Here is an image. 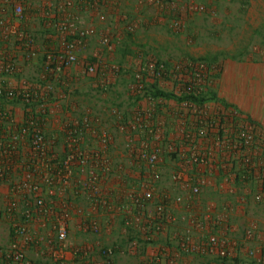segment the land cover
<instances>
[{
  "label": "crops",
  "instance_id": "1",
  "mask_svg": "<svg viewBox=\"0 0 264 264\" xmlns=\"http://www.w3.org/2000/svg\"><path fill=\"white\" fill-rule=\"evenodd\" d=\"M3 1L0 0V17L6 15L12 21L11 11L3 7ZM205 2L207 10L200 14H183V0H168L163 4L151 0H101L99 9L78 7L73 10L81 16L83 25L93 23L101 33L111 34L118 40L114 60L120 65V71L107 81L109 89L102 91L95 80L81 74V63H76L66 77L69 81L78 77L87 80L79 84L73 80L70 84L65 102L57 107L55 116L58 118L52 119L53 127L49 131L51 136L58 137L56 134H59L61 137L58 131H63L67 121H79L83 115H88L93 120L90 131L107 130L112 136L108 146L101 147V152L97 149V139L87 132L84 141L88 154L99 151L101 157L113 162L118 173L115 177H102L98 196L72 193L74 182L83 177L76 170L71 173L66 195L45 194L46 208L57 218L68 220V244L81 241L83 245H119L122 250L115 256L116 264L143 263L141 258L144 256L124 252L129 233L122 227V221L131 217L133 225L138 227L151 220L136 217L135 205L129 199L132 191H138L141 178L140 163L135 160L134 152L139 150L145 137L149 141L153 134L151 130L162 129L165 148L159 168L163 179L155 195L158 202H164L168 214L158 223L160 239L178 242L190 231L193 241L198 242L210 234H217L233 253L231 261L219 259L214 251L212 255L180 254L176 264H237L249 250H254L252 264H264V202L254 198L255 193L264 192V179L259 176L264 157L253 151L256 161L246 171L239 154L237 159H231L230 149L219 147L212 134L207 138L199 137L203 123L206 131H220L222 135L236 131L239 126L251 127L258 137L262 136V131L264 133V48H251L250 42L252 39L264 40V0ZM23 4L27 17L23 27L35 35L38 48L48 46L57 36V30L49 23H59L66 17L63 8H59V0H26ZM99 11L108 15L106 22L100 23L96 19ZM177 18L185 23L182 30L172 27V21ZM129 23L136 26L132 33L126 30ZM224 24L225 31L230 28L228 32L212 34L220 33L218 29ZM217 37H223L224 42H218ZM227 42H230L228 46L225 45ZM137 53L169 65L203 60L209 64L207 67L212 76L209 87L215 98L182 108L173 99L160 98L152 103L134 93L132 74ZM17 54L19 57L24 55L18 51ZM120 59L123 62L117 61ZM22 63L29 70L31 65L23 57ZM112 89L117 98L118 94L122 97L124 91L128 97L125 93V99L121 101L109 97ZM77 90L87 94L79 95ZM97 91L101 95L92 98ZM114 108L124 114L128 123L141 121L143 127L133 129L132 133L123 132L120 127L123 120L113 114ZM194 154L203 155V163L192 162ZM193 184L202 185L201 193L196 196L190 193ZM178 196L182 197L181 201L176 200ZM31 208L33 216L40 221L41 212ZM190 218L197 220L195 225L188 223ZM94 227L99 231L94 233ZM9 230L8 222L0 224V235L5 242ZM169 250H172L169 251L171 256H176L174 249ZM36 251L32 249L30 254L35 255Z\"/></svg>",
  "mask_w": 264,
  "mask_h": 264
},
{
  "label": "built area",
  "instance_id": "2",
  "mask_svg": "<svg viewBox=\"0 0 264 264\" xmlns=\"http://www.w3.org/2000/svg\"><path fill=\"white\" fill-rule=\"evenodd\" d=\"M19 1H3V7L11 11L10 18L14 22L6 15L0 17V224L8 222L10 226L7 242L0 235V264H116L115 256L122 250L119 245H83L81 241L68 244V220L57 218L46 208L45 194L66 195L65 188L71 173L76 170L83 177L74 182L72 193L98 196L102 177H115L118 173L113 162L99 154L101 147L105 148L111 142V134L107 130L90 131L93 120L88 115L79 118L80 122L67 121L63 131H58L61 137L59 134L53 137L48 131L49 121L58 118L55 116L57 107L62 101L65 102L67 90L72 84L66 75L76 63H81V74L95 80L98 88L102 91L109 89L110 83L107 81L120 71V65L114 60L118 40L113 39L111 34L101 33L93 23L83 25L81 16L73 11L78 7L99 9L101 0H59V8H63L66 17L59 23H49L57 30V36L48 46L38 48L35 35L23 27L27 19L23 4L26 0ZM152 1L159 4L168 2ZM181 9L183 14H200L206 12L207 6L205 0H183ZM107 18L108 15L100 11L96 17L100 23L106 22ZM184 24L181 18L172 21V27L177 30H182ZM135 28L131 23L126 26L130 33ZM93 39L97 49L92 56L83 57L88 43ZM17 51L24 53L21 56L35 68L36 76L24 73L22 57L18 56ZM136 60L132 90L152 103L160 99L154 97L156 89L177 96L195 95L210 85L212 76L203 61L169 65L155 57L147 58L138 53ZM190 105L192 103L188 99L180 102L182 108ZM113 114L123 120L120 125L123 132L132 133L131 130L143 127L141 121L128 123L119 109L114 108ZM205 127L203 123L199 137L207 138L212 134L219 147L230 149L231 159H237L239 154L246 171L256 161L253 160V151H258L264 157L263 132L258 137L251 127L239 126L236 131L222 135L220 131H206ZM151 131L153 134L149 141L145 137L139 150L134 152L135 160L140 163L141 178L138 191H132L129 198L135 205L136 217L151 220L147 225L136 227L131 217L123 219L122 227L129 233L124 252L144 256L141 264H176L180 254L215 253L219 259L231 261L233 253L217 234L206 237L204 244H200L203 241L194 242L190 231L178 242L160 239L158 223L168 214V210L164 202L157 201L155 191L163 179L159 163L165 143L162 129ZM87 132L97 139L99 151L92 154H88L85 148L84 135ZM202 156L194 154L191 160L201 164ZM259 176L264 179V163L259 169ZM201 186L190 185V193L193 196L200 194ZM254 198L264 202V192L255 193ZM176 200L181 201L182 197L178 196ZM31 207L41 212L40 221L33 216ZM196 221L194 218L188 219L190 225H195ZM98 231V227L93 228L94 233ZM171 248L176 256L170 255ZM32 249L37 250L35 255L30 254ZM253 257L254 250H249L245 258H238L240 261L237 264H252Z\"/></svg>",
  "mask_w": 264,
  "mask_h": 264
},
{
  "label": "rangeland",
  "instance_id": "3",
  "mask_svg": "<svg viewBox=\"0 0 264 264\" xmlns=\"http://www.w3.org/2000/svg\"><path fill=\"white\" fill-rule=\"evenodd\" d=\"M225 29H227L226 28V25L224 24V26L223 27H221L220 29H218V31H220V33H216V32H213L212 34L213 35H215V34H223V32H228V30L230 29V28H228V30L227 31H225ZM187 35V34H186ZM213 38H215V36L213 37ZM221 38H223V37H221ZM219 39V37H217V40H218V42H224V39L222 40V39ZM251 42V45H253V46H251V48H253V47H257V50H261L262 48H264V40H255L254 41V39H252V41H250ZM229 43L230 42H227L225 45L226 46H228L229 45ZM97 49V44H96V42L94 41V39L90 42V43H88V45H87V50L86 51H84V53L83 54H86V55H88V56H90L93 52H94V50H96ZM90 53V54H89ZM123 55H124V53H122ZM121 54V55H122ZM92 56V55H91ZM118 62L119 61H122V59H120V60H117ZM137 61V60H136ZM123 62V61H122ZM134 72L135 71H133V74H132V77L134 76ZM36 71H35V68L34 67H29V70H27V69H25V74L26 75H31V76H36ZM72 81H70V83L71 82H73V80L75 81V82H77L78 84L80 83V81H86L87 79H82V78H80V79H78V80H75V79H71ZM132 83H133V80H132ZM77 85V84H76ZM81 88H82V86H81ZM81 88H80V90H81ZM79 89V88H78ZM80 90H77L78 91V94L80 93ZM94 92H95V90H94ZM124 93H125V91L122 93V97H120L119 96V94H118V98H117V96H116V91H115V89H112V90H110L109 91V93H108V96L110 97H113L114 99H117V100H120V99H122V98H124L125 99V97H124ZM82 94H87V93H85V92H82V93H80L79 95H82ZM101 95V92L100 91H97L96 93H93L92 94V98H94V97H96V95ZM125 96H127L128 97V93H125ZM121 101V100H120ZM128 107H130V104H129V102H128ZM123 112H124V109H123ZM76 117H80V116H76ZM56 124V123H55ZM51 126H52V120L51 121H49V123H48V131L49 130H51ZM53 127V126H52ZM132 131V130H131ZM263 132V131H262Z\"/></svg>",
  "mask_w": 264,
  "mask_h": 264
},
{
  "label": "trees",
  "instance_id": "4",
  "mask_svg": "<svg viewBox=\"0 0 264 264\" xmlns=\"http://www.w3.org/2000/svg\"><path fill=\"white\" fill-rule=\"evenodd\" d=\"M203 61V60H201ZM208 61V60H207ZM204 62V61H203ZM205 63V62H204ZM206 65L208 63H205ZM209 65V64H208ZM154 97H158V98H166V99H173L177 102H181L182 100L184 99H188L192 104H202L208 100H212L214 99V95L211 91V88L208 87L205 91H203L202 93H198V94H184V95H181V96H177V95H174L172 93H169V92H164L162 90H154Z\"/></svg>",
  "mask_w": 264,
  "mask_h": 264
}]
</instances>
